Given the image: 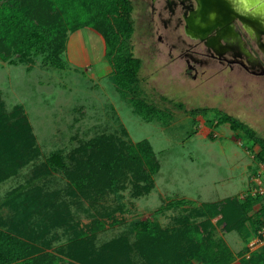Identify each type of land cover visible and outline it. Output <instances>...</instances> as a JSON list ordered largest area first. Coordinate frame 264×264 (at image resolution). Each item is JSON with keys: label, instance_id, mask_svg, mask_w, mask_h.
I'll return each mask as SVG.
<instances>
[{"label": "rangeland", "instance_id": "rangeland-1", "mask_svg": "<svg viewBox=\"0 0 264 264\" xmlns=\"http://www.w3.org/2000/svg\"><path fill=\"white\" fill-rule=\"evenodd\" d=\"M254 1L264 4V0ZM132 19L135 31L130 46L142 64L137 83L140 98L160 111H170L167 125L146 122L121 99L101 39L85 29L68 34L62 69L46 65L42 56L27 63H21L17 55L12 57L14 64L0 60V101L8 114L22 108L40 150L35 161L0 185V230L12 231V224L19 222L6 204L11 192L34 186L48 193L60 192L59 200L70 204L69 226L85 228L94 219L103 220L106 228L97 235V247L121 236L134 243L137 230L145 223L172 228L177 218L188 216L203 203L227 197L244 200L258 186L264 187V173H257L254 162L253 142L241 131H232L229 124L218 123L220 116L230 115L264 140V78L215 72L209 79L189 78L183 74L181 61H171L166 47L143 34L146 20L138 11L132 13ZM192 110L207 113L192 116ZM103 134L151 144L161 169L149 195L135 198L127 182L126 190L107 194L90 206L66 194L63 173L45 172L46 160L54 153L67 158ZM254 173L262 182L257 186ZM34 223L42 226L44 220L35 216L31 225ZM223 231L220 226L216 237ZM73 236L74 229L63 227L52 230L46 239L51 250L57 251ZM241 241L243 249L247 248ZM134 258L139 263L136 255Z\"/></svg>", "mask_w": 264, "mask_h": 264}, {"label": "trees", "instance_id": "trees-1", "mask_svg": "<svg viewBox=\"0 0 264 264\" xmlns=\"http://www.w3.org/2000/svg\"><path fill=\"white\" fill-rule=\"evenodd\" d=\"M133 11L131 0H0V60L14 64L12 57L17 55L21 63H27L42 56L46 65L62 69L68 34L88 30L103 43L111 80L121 99L146 122L167 125L172 113L140 98L137 83L142 64L130 46L135 31ZM178 107L183 109V105ZM206 113L192 110L191 115L202 117ZM218 123L244 133L253 142L255 159L264 165V140L255 131L227 114L220 116ZM123 133L128 138L127 132ZM39 156L36 137L22 108L8 114L0 101V185ZM160 169L148 141L134 143L107 134L82 144L67 158L54 153L45 166L47 174L63 173L67 195L90 206L107 194L126 190L127 182L135 198L149 195ZM60 195L40 186L11 192L6 204L19 222L12 224V231L0 230V264H230L236 257L216 237L217 228L223 226L224 232L236 231L243 240H249L263 225L264 208L254 214L259 198L229 197L203 203L188 216L177 218L172 228L145 223L137 230L134 243L121 236L97 247L95 240L106 228L104 221L94 219L85 228L69 226L70 204L60 201ZM35 216L43 218L42 226L31 225ZM63 227L74 229V236L64 248L52 251L46 236ZM241 261L264 264V253L254 252Z\"/></svg>", "mask_w": 264, "mask_h": 264}, {"label": "flooded vegetation", "instance_id": "flooded-vegetation-1", "mask_svg": "<svg viewBox=\"0 0 264 264\" xmlns=\"http://www.w3.org/2000/svg\"><path fill=\"white\" fill-rule=\"evenodd\" d=\"M131 1L133 13L138 11L139 17L146 20L143 34L166 47L171 61H181L187 77L209 79V74L215 72L214 75L244 73L264 78V36H258L250 23L258 16L264 18V4L260 6L254 0H215L228 26H218L204 38L192 31L187 33L188 23L198 11V0ZM262 22L264 25V19ZM218 35L223 39L218 41ZM157 50L161 52L159 47Z\"/></svg>", "mask_w": 264, "mask_h": 264}, {"label": "water", "instance_id": "water-1", "mask_svg": "<svg viewBox=\"0 0 264 264\" xmlns=\"http://www.w3.org/2000/svg\"><path fill=\"white\" fill-rule=\"evenodd\" d=\"M198 4L199 7L195 19L188 23L187 33L189 35L193 32L201 34L202 37L205 38L210 33L214 32L218 26L227 29L228 25L225 23L218 7L215 6V0H198ZM258 17L261 20L264 19L261 16ZM221 39H223V37L218 35V41Z\"/></svg>", "mask_w": 264, "mask_h": 264}, {"label": "crops", "instance_id": "crops-1", "mask_svg": "<svg viewBox=\"0 0 264 264\" xmlns=\"http://www.w3.org/2000/svg\"><path fill=\"white\" fill-rule=\"evenodd\" d=\"M88 31V30H86ZM89 32V31H88ZM90 33V32H89ZM92 33V32H91ZM107 61V60H106ZM109 64V63H108ZM254 162L257 164L256 166H258V170H257V173H264V165L262 164H259L257 162V160L255 159V154H254ZM261 179H259V177H255V173H254V186H257L258 184H261ZM228 198V197H227ZM218 202V201H216ZM264 208V202L260 201L259 204H257L254 208V214L259 212L261 209ZM263 217V216H262ZM220 217L216 218L213 220L214 223H216L218 220H219ZM264 219V217L262 218ZM219 228V227H218ZM217 228V230H218ZM234 234H236L243 242V244L245 246H247V248L243 249V246H242V243H240V239L237 238V236H234ZM220 239H222L225 244L229 247V249L232 251V253L234 254V256L236 257L234 259L233 262H231L230 264H242V258H246L248 259L252 253L254 252H257V253H264V242H262L260 245H258L255 250H249L248 246H249V243L255 239V236L254 235L251 239L248 240V243L247 241H244L240 235L236 232V231H232V232H222L220 233ZM198 264V263H196Z\"/></svg>", "mask_w": 264, "mask_h": 264}, {"label": "built area", "instance_id": "built-area-1", "mask_svg": "<svg viewBox=\"0 0 264 264\" xmlns=\"http://www.w3.org/2000/svg\"><path fill=\"white\" fill-rule=\"evenodd\" d=\"M254 197L259 198L262 202H264V187L258 186V188L254 189V192L251 194ZM262 242H264V219H263V225L258 231L257 235L255 236V239L252 240L249 243V250H255V248L260 245Z\"/></svg>", "mask_w": 264, "mask_h": 264}, {"label": "bare ground", "instance_id": "bare-ground-1", "mask_svg": "<svg viewBox=\"0 0 264 264\" xmlns=\"http://www.w3.org/2000/svg\"><path fill=\"white\" fill-rule=\"evenodd\" d=\"M244 21L245 18L241 17ZM243 21V22H244ZM252 24V26L254 27L255 29V32L257 33V35H261V36H264V25H263V22L261 19H255L254 22H250ZM263 25V27H262ZM200 37V35H199ZM219 45V44H218ZM213 46V45H212ZM215 49H218L220 46H213Z\"/></svg>", "mask_w": 264, "mask_h": 264}]
</instances>
